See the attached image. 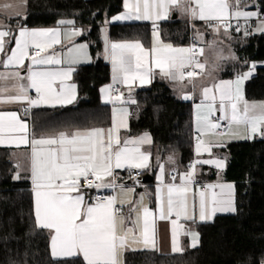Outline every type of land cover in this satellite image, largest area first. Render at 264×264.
<instances>
[{
	"label": "snow or ice",
	"instance_id": "1",
	"mask_svg": "<svg viewBox=\"0 0 264 264\" xmlns=\"http://www.w3.org/2000/svg\"><path fill=\"white\" fill-rule=\"evenodd\" d=\"M26 4V0H24ZM243 0H125L127 11L115 17V20H148L152 22L154 41L150 49L136 41L111 42L105 34V59L112 65V84L101 91L105 93V103L113 104L111 127L93 128L77 131L69 135L60 132L57 136L28 138V125L16 111L0 110V145H30L31 147V180L35 196V222L41 229L50 232V254L59 264H122L124 250L134 243H143L145 247L156 245L157 219L172 220V251L181 252L177 239V221L180 218L195 220L197 208L200 221L211 219L217 212L235 211L233 202V185L208 184L198 193V205L193 196L189 206V192L196 183V165L213 164L223 167L220 159H197L189 165V170L179 175L180 183H163L164 168L160 165L162 187L156 189L157 210L150 211L140 200L118 201L117 196H98L94 203L85 202L82 189H116L122 193L134 192V188L117 185L115 170L123 169L130 173L133 170L147 169L151 153L142 150L145 144H151L147 134L137 138L120 137L122 129H128L126 107H116L127 103H136L131 92L133 85L151 84L159 76L174 82L188 83L202 75L207 61L201 62L205 49L197 47L194 42L189 47H174L160 40L159 22L168 20L173 10L191 20H199L219 34L231 39V21L243 18L245 23L235 25V31L245 36L249 32L250 18H259L255 11L241 9ZM247 6V5H245ZM20 5L5 4V9H13L12 14L21 15ZM61 24L73 25V21H61ZM264 32V18L256 29ZM81 30L74 27L64 33L65 37L81 35ZM8 38V39H6ZM194 39H203L197 30ZM8 40H14L15 47L8 49ZM60 29L30 30L21 26L18 36L11 29L4 30L0 24V82L14 81L11 88L0 87V104H27L24 112L36 107H63L76 100V85L66 83L76 71L74 67L88 59L87 44L67 48L66 55H58L48 50L61 44ZM215 42L209 45L214 47ZM10 53V54H9ZM43 54V55H42ZM217 61L225 59L222 51L216 54ZM235 59V56H231ZM25 60L30 65L25 66ZM60 67H43V66ZM66 65V66H62ZM26 74L22 75L20 69ZM255 68V65H252ZM8 69H12L8 71ZM194 69H200L198 74ZM251 70L229 81L214 82L202 88L203 99L196 105V154H211L213 147H221V139L202 137L250 138L256 133L264 134V104H249L244 100L242 84L251 76ZM26 81V83H25ZM117 85L128 89V99ZM195 86V85H193ZM35 91V97L29 95ZM14 92V95H6ZM113 92L116 94L113 95ZM183 99H192L185 94ZM242 105V106H241ZM219 112L220 115L216 116ZM215 117V119H213ZM226 121V124L221 122ZM243 125L250 133L239 137L233 129ZM171 160V158H169ZM138 175V171L136 172ZM16 178H19L17 174ZM111 178V179H108ZM176 176L172 177L175 181ZM220 188V193L214 191ZM119 203V207L117 204ZM130 205L128 215H123V207ZM135 214V219H133ZM125 219L131 227H125ZM193 237L192 247H196L197 233H187ZM135 251L136 249H131Z\"/></svg>",
	"mask_w": 264,
	"mask_h": 264
},
{
	"label": "trees",
	"instance_id": "2",
	"mask_svg": "<svg viewBox=\"0 0 264 264\" xmlns=\"http://www.w3.org/2000/svg\"><path fill=\"white\" fill-rule=\"evenodd\" d=\"M254 1L264 17V0H243L241 7ZM24 15L7 18L12 34L19 26H54L73 21L90 27L84 38L89 42L93 61L76 68L77 101L64 107L31 110L32 129L48 134L63 130L106 127L110 108L100 98V87L110 81L109 64L102 58V24L123 10V0H27ZM108 37L114 41L150 42L152 27L147 23L114 24ZM162 38L173 44L190 40V27L177 18L159 27ZM252 28L250 25L249 32ZM8 39V38H6ZM236 60L229 61L224 78H233L249 68L252 61H264V32L243 34L232 28L228 39ZM14 40H8L11 49ZM3 57V56H2ZM248 100H264V67L245 85ZM135 112L126 134L149 132L162 155L178 154L184 166L193 159L192 104L177 97L159 78L135 93ZM227 167L223 178L235 182L236 210L197 225L199 246L182 253L164 255L157 251H127L125 264H264V137L234 141L226 147ZM16 165L11 149L0 147V264H59L50 254V236L35 222L34 198L27 180L15 179ZM155 169H153L154 171ZM215 177L216 173L213 174Z\"/></svg>",
	"mask_w": 264,
	"mask_h": 264
},
{
	"label": "crops",
	"instance_id": "3",
	"mask_svg": "<svg viewBox=\"0 0 264 264\" xmlns=\"http://www.w3.org/2000/svg\"><path fill=\"white\" fill-rule=\"evenodd\" d=\"M26 2H27V0H26ZM5 4H9V5H13V6L20 5L18 10L21 13L20 16H22L26 12V4L27 3L25 4L24 0H0V24H2L4 26V30H7V29H10V25L7 22V18H14L17 16L12 14L13 9H5L4 8ZM241 9H242V7H241ZM126 11H127V9L125 8V0H123V10L121 11V13L119 12V13L113 15L107 21H105L101 26L102 38H103V42H104V50H103V53L101 56L109 64L110 81L108 83H106L105 85L100 87V98H101L102 103L107 105L110 108V124L106 127H99V128L107 129V128L111 127V123H112L113 104L105 103V99H104L105 93H103L101 91L102 89L106 88L108 85L112 84V65H111L110 60L105 59V56H104V53H105V39H104V37H105V34L108 37V32H109V28H110L109 26L114 25V24L147 23L148 25H150L152 27V22L148 21V20H115L114 19L115 17L124 14ZM258 13L260 14L259 9H258ZM174 14H176V18L178 20L183 21L184 23H186L190 27V29H191V36L190 37L191 38H190L189 42L186 44H181V45L180 44H173V43L165 41L162 38L161 33H160V40L164 43H170L174 47H189L195 42L197 47H203L205 49L203 56L199 57V59L201 60V62H204L205 60L207 61L206 67H205L203 74L198 75V77L191 84L188 83L187 79L183 82H174V81H169L167 79H161L159 76H156L152 80L151 84L157 78L164 80L169 85V87L173 90V92L175 93V95L177 97H179L180 99H182L184 101L191 102V104H192L193 140H194L192 161L195 162L197 159H201V160H204V159H220L224 162L223 167H221V168H217L213 164H198V165H196V175H195L196 183L191 186V191L188 194L189 195V206L191 208V204H192V200H193L194 195H195V199H196L197 205H198V199H199L198 193L200 190H203L204 186H206L208 184H213V185L231 184L234 186L232 196H233L234 207L236 210V203H235L236 186H235V182L227 181L223 178V173L227 167V162H228V153H227L226 147L231 142L260 138V137H264V134H261L258 132L254 135H250L249 131L243 125H241L238 128L234 127L233 130L238 133L239 137H244V136L250 135V138H247V139L236 138V137L227 136V135H225L223 137H219V138L213 137V136L202 137L205 140L221 139L224 141V144L221 147H213L211 150V154L204 152L201 155L197 156L196 150H195L196 149V137H197V132H196V105L199 104L201 102V100L203 99L202 88L204 86H211L214 82L229 81V80L234 81L237 78V76L242 75L244 73H247L250 70L252 72L251 76H249L248 79L244 80V82L242 84V91H243L244 100L247 101L249 104H257V105L264 104V100H248L245 97L246 82L251 77H253L257 74V70L259 67H264V61H252L249 64V68L245 72H242L238 75H235L233 78L232 77L231 78H224L222 76V72H223L226 64L229 61L231 62V61L236 60V58L231 59L230 57L232 55L230 52H228V56L225 59H221V60L217 61L216 54L218 53L217 49H219V47H216V46L219 44H215V46H214L215 49L213 47H209V45L212 44L210 42L211 38L217 36V38H221L222 41L227 43L229 45L230 50H232L231 46L228 42L229 38H227L223 35V30H221V32L219 34H217V33L213 32L211 29H209L204 24V22H202V21H199V20L193 21L187 16H183V19H179V16L181 13L177 10L171 11L170 17L168 20L160 21L159 27L165 21L174 20V18H173ZM261 18H264V17H262L260 15L259 18L253 17V18H250L248 20V23L251 24L252 29L256 25V20H260ZM235 20L236 19H233L231 21L233 26L235 25V22H234ZM239 20L242 22V24L245 23L243 18H240ZM20 27L21 26L16 28V35L15 36H18V29ZM24 27H26V26H24ZM73 27L75 29L81 30L82 34L78 35V36L65 37L64 33ZM27 28L30 30L60 29L62 42H61V44L54 45L53 48L49 49L48 50L49 53L55 52L58 55H66L67 48L72 47L74 45L78 46L81 44H87L88 59L82 63L76 64L74 66L75 68H77L78 66L83 65V64H89L90 62L93 61L92 55H91L90 50H89V42L84 38V36L87 34L90 27L85 26V25L80 26V25L75 24V23L73 25L59 23V24L54 25V26H40V27H29V26H27ZM197 30L203 34L204 39H202V40L194 39L197 35ZM229 31L231 32V35H232V29H230ZM159 32H160V29H159ZM108 40L111 42H123V41L111 40L109 37H108ZM128 41H136V39L135 40H128ZM153 41H154V37H153V28H152L149 44L145 45L141 41L140 42L143 44V46L146 49H150L152 44H153ZM220 43L223 46V43L222 42H220ZM14 47H15V43H14L12 48H14ZM2 59H4V57H2V55H0V60H2ZM30 63L31 62L29 60H25V62H24L25 66L30 65ZM252 65H255L254 69L252 68ZM62 66H66V65H62ZM43 67L55 68V67H60V66L53 65V66H43ZM11 70L12 69H8V71H11ZM194 70L198 74L200 73V69H194ZM0 71H5V69L0 68ZM20 71H21L22 75L26 74V70L24 68L20 69ZM73 74H72L71 79L66 82V83H74L76 85V100L72 104H74L78 98V86L73 80ZM14 83L15 82L11 81V80L5 81V82H0V87L11 88ZM25 83H26V81H25ZM151 84L140 86L139 82H136V84H134L133 88H132V92H131L132 98L135 99V101H136V98H135L136 91L138 89L147 88ZM193 85H195V86H193ZM120 91L124 92V94H125L124 98L127 100L128 99V89L121 85ZM14 94H15L14 92H7L6 93V95H14ZM115 94L116 93L113 92V95H115ZM185 94L190 95L192 97V99H188V100L183 99V96ZM29 95H31L32 97H35V91L30 90ZM72 104H69V105H72ZM69 105H66V106H69ZM25 107H27L26 103H24V104H20V103L0 104V110H2V111H16L18 113L19 117L27 123L29 140H31L32 138L57 136L60 132H65V133H68L69 135H71L72 133H75L77 131L83 132V131L90 130L93 128H98V127H93V128H88V129L63 130V131H57V132L48 133V134L36 133L32 129V123H31L32 111L31 110L36 109V108H45L47 106L30 108L27 113L24 112ZM57 107H60V106H57ZM116 107H126L128 109L129 115L127 117V122H128V129H129L130 121H131V118L133 117V112H135V110H136L135 103L134 104L127 103V104H123V105L118 103L116 105ZM219 115H220V113L217 112L216 116H219ZM213 119H215V117H213ZM127 130L122 129L120 132V137H121L122 141L126 138H133L134 139V138H137V137L142 136L144 134H147L151 137L152 143L151 144H145L142 146L143 151L151 153V159H150L149 167L147 169L142 170L143 175L139 179L130 178V174L127 170H123V169L115 170V176L117 178L116 179L117 185L123 184L125 186V188H134V192L122 193L120 191L119 187H117L115 190L114 189H101V190L111 192V196L112 195L117 196L118 201H120V200H124V201L131 200L133 202H136V201H139L141 195H143L144 206L149 208L150 211L155 212L157 210V207H158L157 201H156V189L158 187H162L161 181L159 179L160 175H161L159 166L162 165L164 168L163 183L166 185V184L173 183V182L176 184H179L180 183L179 175L184 173L185 171H188L190 164L184 166L182 164L180 156L178 154L162 155L158 151L157 146L154 145L153 137L149 132H142V133L137 134V135H129V134H126ZM0 147H5V148L11 149V159H12V162L14 163V165H16L15 166L16 167L15 179H17L16 176H17V174H19L18 179L27 180L30 183V189L33 193V198H34V211H35V196H34L33 184H32V180H31V171H30V163H31V147H30V145H20L19 147H17L15 144H9L7 142V138H6L5 144L0 145ZM169 158H171V160ZM153 169H155V170L153 171ZM215 173H216L215 177H212V176H214L213 174H215ZM146 174H149L151 176L152 180H150L148 182H144L143 178ZM173 176L177 177V179L175 181L172 180ZM108 179H111V178H108ZM82 191L85 193V202L86 203H93V202H91V200L89 198L88 190L82 189ZM214 191H216L217 193H220L221 190L219 187H217L214 189ZM119 206L120 205L118 203L117 207H119ZM129 207H130V205L125 203L123 210H122L123 215L125 217H127V215H128ZM234 212L235 211L217 212L214 216L211 217V219L205 220V221H200L199 216H198V208H197L195 220H185L183 218H180L177 221V224L179 225V227L177 228V239L179 242V247L182 249V251L176 252V253H173L172 243H171L172 227H173L172 220H175L176 217L173 216L171 219L163 220V221L157 219V221H156V245H155V248H153L151 246L145 247L143 245V243H134L130 246L129 249H126L123 251L122 256H121L122 264H125V253L127 251H133L131 249H136L135 251H144V250L157 251L158 253L164 254V255H172V254L182 253L185 250L193 249V247L191 246L193 243V237L191 235L187 234L189 232H194V233L198 234L197 235V243H196V247H198L199 243H200V234H199L197 225L202 224V223H206V222H210L218 215L233 214ZM133 219H135V214H133ZM124 226L125 227H131L132 224L130 221L125 219V225ZM47 231L49 232V230H47ZM49 236H50V232H49ZM196 247H194V248H196Z\"/></svg>",
	"mask_w": 264,
	"mask_h": 264
},
{
	"label": "rangeland",
	"instance_id": "4",
	"mask_svg": "<svg viewBox=\"0 0 264 264\" xmlns=\"http://www.w3.org/2000/svg\"><path fill=\"white\" fill-rule=\"evenodd\" d=\"M254 5H255V4H254V1H253V2H250V4H248L247 6L242 7V10H244V11H255V12H258V9H257L256 7L253 8ZM251 6H252V7H251ZM183 16H184V15L180 14L179 19H183ZM259 23H260V20H256V25L253 27V29H252V31H251L252 34L261 33L260 31H257V30H256L257 27H258V25H259ZM203 39H204V38H203ZM210 42H211L212 44H213V42H215V44H219V45L216 46V47H219V49H217V51H218V52H221V51H222L224 57H227V56H228V52H230L232 56L234 55L235 58H237V57H236V54H235L232 50H230L229 45H228L227 43H225L224 41H222L221 38H217V36H216V37H212L211 40H210ZM220 42L223 43V46L221 45ZM213 48H214V47H213ZM214 49H215V48H214Z\"/></svg>",
	"mask_w": 264,
	"mask_h": 264
},
{
	"label": "built area",
	"instance_id": "5",
	"mask_svg": "<svg viewBox=\"0 0 264 264\" xmlns=\"http://www.w3.org/2000/svg\"><path fill=\"white\" fill-rule=\"evenodd\" d=\"M235 25L237 23H239L241 26H243L244 24H242V22L240 20H235ZM249 25H251L250 23H248ZM243 28V27H242ZM250 29V27H249ZM248 29V30H249ZM117 87L120 89L121 88V85H117ZM222 124H226L225 121L221 122ZM192 163H194L192 160L189 162V164L191 165ZM138 171V175L136 174V172ZM143 171L142 170H133V172L131 173L132 177H134L135 179H139L140 177H142V174ZM130 174V173H129ZM85 190H88V194H89V198L91 200V202H95L96 198L98 196H103V197H107V196H111V192H108V191H105V190H97V189H85Z\"/></svg>",
	"mask_w": 264,
	"mask_h": 264
},
{
	"label": "water",
	"instance_id": "6",
	"mask_svg": "<svg viewBox=\"0 0 264 264\" xmlns=\"http://www.w3.org/2000/svg\"><path fill=\"white\" fill-rule=\"evenodd\" d=\"M173 18H174V19L176 18V14L173 15ZM150 180H152V178H151V176H150L149 174H146V175L144 176V178H143V181H144V182H148V181H150Z\"/></svg>",
	"mask_w": 264,
	"mask_h": 264
}]
</instances>
